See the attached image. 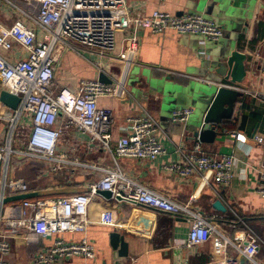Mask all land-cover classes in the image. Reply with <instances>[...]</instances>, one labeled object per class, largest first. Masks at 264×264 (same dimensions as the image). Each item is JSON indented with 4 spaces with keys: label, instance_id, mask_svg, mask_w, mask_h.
<instances>
[{
    "label": "crops",
    "instance_id": "obj_1",
    "mask_svg": "<svg viewBox=\"0 0 264 264\" xmlns=\"http://www.w3.org/2000/svg\"><path fill=\"white\" fill-rule=\"evenodd\" d=\"M263 3L264 0H127L131 17L155 10L176 16L198 13L222 26L223 36L214 43L198 35L179 34L172 30L154 33L142 29L138 53L130 67L119 57L124 49V38L129 33L127 28L116 32V44L110 56L85 54L95 58L91 60L75 51H63L56 79L60 85L75 86L81 78H99L100 72L125 83L122 96L102 97L99 101L101 106L113 111L115 121L112 134L115 139L127 134V118L141 115L144 109L161 124L165 152L154 161L119 158L120 169L130 178L174 202L186 204L192 201L194 207L200 208L205 217L214 222L217 233L200 245L187 247L185 241L190 224L183 215L107 199L99 194L89 204L90 224L87 230L64 235L67 240L86 237L92 241L95 257L76 256L54 264H235L242 254L230 242L224 247L226 238L235 241L237 234L248 228L264 235V199L255 190L264 171V151L253 139L255 132L264 131L263 100L246 92L239 93L232 116L224 119L215 140L202 142L204 150L210 154L220 157L230 154L234 157V177L227 185L212 180L209 186H204L198 178H182L178 173L163 169L166 164L183 163L186 151L197 140L193 130L198 127L196 124L189 125L191 118L186 123L172 119L177 109L191 108L193 113L197 110L198 99L187 92L191 82L197 77L222 82L227 75V67L220 74L215 66L210 67V63L217 60L214 58L215 48L220 45L224 48L234 46L233 49L238 48L246 53L248 72L238 86L264 91V77L261 74L264 67V27L261 29L259 26L261 23L264 25ZM212 11L218 14L210 15ZM0 14L3 23H13L14 16L1 11ZM35 29L40 37V29ZM242 37L248 41L247 49L239 44ZM26 55V51L19 46L6 54L11 62ZM1 106L3 104L0 102ZM7 128L8 123L0 120V142L5 141ZM238 133L246 136V143L237 139ZM85 144L86 141L79 140L76 135L61 142L59 152L67 151L69 159L74 162L65 165L59 172L47 170L48 164L26 161L21 155H15L11 158L7 174L26 181L28 190L24 193L54 188H88L102 173L87 164L111 167L114 163L106 151L89 152ZM179 147L186 150L180 151ZM76 160L79 163L76 164ZM1 170L5 172L4 167ZM192 195H195L194 200L191 199ZM56 196L62 195L27 199ZM218 198L226 205V212L213 207V202ZM22 201L5 203L7 212L19 211ZM114 231L125 237L127 256L121 257L113 249L110 234ZM32 239L26 241L22 236L12 238V250L7 257L9 264H34L36 253L51 245L55 237L38 236ZM255 260L264 264L263 240Z\"/></svg>",
    "mask_w": 264,
    "mask_h": 264
},
{
    "label": "built area",
    "instance_id": "obj_2",
    "mask_svg": "<svg viewBox=\"0 0 264 264\" xmlns=\"http://www.w3.org/2000/svg\"><path fill=\"white\" fill-rule=\"evenodd\" d=\"M5 1L11 11L4 13L15 19L11 25L0 20V88L19 96L20 102L16 109L6 105L0 107V120L8 123L5 141L0 142V162L5 171L3 179L0 178V264H9L7 257L11 253L14 236H22L26 241L38 236L55 237L51 245L36 253L34 264H54L76 256L95 257L92 241L86 237L67 240L64 235L87 230L90 224L89 204L101 190L111 191V199L183 215L190 224L185 241L187 247L208 241L217 233L216 226L200 208L191 204L192 201L186 204L174 202L130 178L118 166L119 158L154 161L165 152L161 124L146 109L141 115L129 116L127 134L114 138L113 111L101 106L99 101L102 97L122 96L125 83L110 75L113 83L102 82L98 77L81 78L75 86H70L60 85L56 79L63 51H75L85 58L83 50L88 54L110 56L119 29H129L119 57L130 67L138 53L142 29L154 33L172 30L217 42L223 36L222 27L215 20L198 13L176 16L155 10L131 17L127 0ZM35 27L40 29V37ZM16 46L24 49L27 55L11 62L6 54ZM261 74L264 77V67ZM224 85L264 101L263 90L229 83ZM192 113L191 108L177 109L172 119L186 123ZM71 135L85 140L89 152L106 151L112 157L113 166L87 164L102 173L89 184L88 191L53 198L25 199L18 213L7 212L3 198L28 190L23 178L8 176L11 158L21 155L26 161L45 163L48 164L47 170L59 172L65 165L74 162L69 159L67 151L59 152L61 142ZM236 137L240 142H247L246 136L241 133ZM253 139L264 151V131L255 132ZM179 149L186 150L183 147ZM75 163H79L78 160ZM163 169L178 173L182 178H198L204 186H209L212 180L227 185L234 177V157L208 153L197 138L192 148L186 151L183 163L166 164ZM255 190L264 199V171ZM191 199L194 200L195 195ZM229 240L226 238L224 247L230 242L244 255L246 264H259L255 257L262 240L253 230L248 228L239 232L237 241Z\"/></svg>",
    "mask_w": 264,
    "mask_h": 264
},
{
    "label": "water",
    "instance_id": "obj_3",
    "mask_svg": "<svg viewBox=\"0 0 264 264\" xmlns=\"http://www.w3.org/2000/svg\"><path fill=\"white\" fill-rule=\"evenodd\" d=\"M261 6L264 7V3ZM217 14L218 13H215L213 11L212 13H210V15ZM221 20L223 19L221 18ZM233 48L234 46H229L226 48L221 45L218 46V48H215L214 51V58L215 60L217 58V60L213 63H210V67L215 66V70L219 74L222 73V69L224 67L228 68L227 75L224 77V81L216 82L203 77L196 78L191 82L190 87L187 91L189 93L191 92V94L198 99L199 105L196 104L197 110L195 111L198 113V117L196 118L198 119L199 123L197 124L198 129H194L193 134L195 138H198L204 143H210L215 140L219 130L223 126L224 119L232 116L235 102L239 97V93H242V91L236 88H231L224 85L225 83L228 84L226 81H229L231 83H236L233 84L234 86H238V84L242 83L245 80L248 72V66L246 64L248 61L247 54L241 52L238 48ZM99 80L106 83H113V80L105 72L99 73ZM200 90H203V96L200 95ZM208 91L211 92L209 98L207 96ZM0 102L11 109H16L19 105L20 97L11 94L6 90H1ZM1 167L2 162H0V178L1 176L3 178L4 173L1 170ZM88 190V188L75 187L45 189L41 191L8 195L3 198L2 201L5 204L12 201L24 200L29 197L64 195L67 193H79ZM100 194L107 199H111L112 196V193L109 190H101ZM213 207L218 211H227L226 205L219 198L213 202ZM110 242L113 249L117 251L119 256L123 257L128 255V244L125 241V237L119 232L114 231L110 234ZM240 257L241 258H238L235 264H244L246 262V258L244 256L241 255Z\"/></svg>",
    "mask_w": 264,
    "mask_h": 264
},
{
    "label": "rangeland",
    "instance_id": "obj_4",
    "mask_svg": "<svg viewBox=\"0 0 264 264\" xmlns=\"http://www.w3.org/2000/svg\"><path fill=\"white\" fill-rule=\"evenodd\" d=\"M7 10H10L11 11V7L7 4V2L5 1V0H0V11H2L3 13H4V11H7ZM0 17H1V14H0ZM22 19L24 18L23 16L21 17ZM83 53H85V54H87L86 53V51H82ZM89 59H91V60H94L95 58L94 57H92V56H89V55H86ZM83 58V57H82ZM84 59V58H83ZM197 78H201V77H197ZM200 92V95L201 96H203V90H200L199 91ZM211 94V92L210 91H208V93H207V96H208V98H209V95ZM206 96V97H207ZM206 97H205V99H206ZM197 112L195 111V113L194 114H192L191 115V120H190V123H189V125H191V124H196V126H197V124L199 123V121H198V119L196 118V117H198L197 116ZM254 232H255V234L258 236V237H260V239L261 240H263L264 241V235H261V234H259V233H257L255 230H253Z\"/></svg>",
    "mask_w": 264,
    "mask_h": 264
},
{
    "label": "trees",
    "instance_id": "obj_5",
    "mask_svg": "<svg viewBox=\"0 0 264 264\" xmlns=\"http://www.w3.org/2000/svg\"><path fill=\"white\" fill-rule=\"evenodd\" d=\"M260 26V28L262 29V27H264V25H263V23H261V25H259ZM248 43V41L247 40H245L243 37L242 38H240V40H239V44H240V46H242V47H244V48H246L247 49V47H246V44ZM57 197V196H56ZM41 198V197H40ZM43 198H53V197H43ZM259 232H261L260 230H258Z\"/></svg>",
    "mask_w": 264,
    "mask_h": 264
}]
</instances>
